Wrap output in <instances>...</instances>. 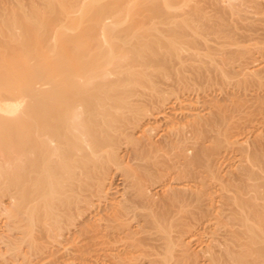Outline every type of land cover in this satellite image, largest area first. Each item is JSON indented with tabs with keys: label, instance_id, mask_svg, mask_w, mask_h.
I'll use <instances>...</instances> for the list:
<instances>
[{
	"label": "bare ground",
	"instance_id": "1",
	"mask_svg": "<svg viewBox=\"0 0 264 264\" xmlns=\"http://www.w3.org/2000/svg\"><path fill=\"white\" fill-rule=\"evenodd\" d=\"M263 49L264 0H0V264H264Z\"/></svg>",
	"mask_w": 264,
	"mask_h": 264
},
{
	"label": "rangeland",
	"instance_id": "2",
	"mask_svg": "<svg viewBox=\"0 0 264 264\" xmlns=\"http://www.w3.org/2000/svg\"><path fill=\"white\" fill-rule=\"evenodd\" d=\"M258 1H260V0H258ZM251 4L252 5H255V2H251ZM259 14H255V16L257 17ZM258 41V40H257ZM258 43L259 42H256L255 40H249V41H247V42H244V43H242V46L244 45L246 48H251V47H253V46H256V45H258ZM263 51H264V49H263ZM245 58L246 57H244V56H239V55H237L236 57H234L233 59H231V66L233 67V68H237L238 67V65L239 64H241L244 60H245ZM212 62H214V61H212ZM177 76L178 77H180L181 75H178V74H170V76L168 77V79H166V82L164 83V87L165 86H167L166 84H170L172 81L174 82V81H176V78H177ZM165 81V80H164ZM193 83V82H192ZM192 83L189 81V83H183V85H181L180 87H182L184 90H187V89H185L186 87H190V86H192ZM245 83V84H244ZM250 83V82H249ZM247 84V82H245V80L244 79H241V77H239V76H236V77H233V78H226V79H221V78H216V79H214V80H211V81H208V83L207 82H204L203 84H201L200 86H202V87H200V89H199V94L197 95H195V94H192V95H188V92L187 91H185V92H183L184 90L181 88L180 89V87L178 88L179 90H177L176 92H177V96H178V99L176 98L177 96H176V94L174 95H169V98H170V96H171V100L168 98V101H167V103H166V101H165V104H166V106L165 107H168L167 105H169V110H168V108L167 109H165L166 111V114H170V113H172V110H171V108L173 109V110H176L177 108H179L180 109V107H183V108H186V107H195V106H198V104H196V103H198V100H200L203 96H205V95H207V94H216V95H218V97H220L221 96V94L219 93L220 92V89H222L223 91H225V92H227V93H224L222 96H223V98L224 99H226V100H228L229 98H231V96H233V95H240V96H243V94H244V92L245 91H247L248 90V92L249 93H254L255 91V89L256 88H254L255 86L257 87V89H256V91H258V92H262L263 90H261L262 88H260L259 86H257V84H258V82H251L250 84ZM168 84V85H169ZM172 84V83H171ZM170 84V85H171ZM185 85V86H184ZM189 85V86H188ZM247 85V86H246ZM255 85V86H254ZM223 87V88H222ZM247 87V88H246ZM251 87V88H250ZM246 88V89H245ZM249 88V89H248ZM259 88H260V90H259ZM219 91V92H218ZM181 92V93H180ZM183 92V93H182ZM206 93V94H205ZM219 93V94H218ZM227 94H228V96H229V98H228V96H227ZM231 95V96H230ZM199 98H198V97ZM221 96V97H222ZM194 97V98H193ZM197 97V98H196ZM175 98V99H174ZM196 98V99H195ZM147 99H148V97H147ZM173 99V100H172ZM187 99H189V101H190V99H191V101H190V103L188 102V100ZM176 100V101H175ZM178 100H180V102L178 101ZM185 102H184V101ZM181 101H183V102H181ZM193 101V102H192ZM171 103V104H168V103ZM187 105H186V104ZM227 103H228V101H227ZM190 104V105H189ZM171 105V106H170ZM175 106V107H174ZM159 108H154L152 105H150V104H148V108H147V112H148V114L150 113V114H155V113H157ZM178 110V109H177ZM161 120H160V119ZM158 119L160 120H158L157 122H158V124L157 123H155V124H157L158 125V128H157V125H155L154 126V129H153V131H152V133H159V134H162L164 131L166 132V130H168L169 129V127H170V122L168 123V122H165V120H163L161 117H158ZM165 122V123H164ZM162 125H165V126H162ZM166 127H168V128H166ZM157 128V130L155 131V129ZM163 129V131H162V129ZM161 129V130H160ZM158 134V135H159ZM158 135H156L158 138H159V136ZM156 137V138H157ZM157 138V139H158ZM238 149H236V150H233V151H228V152H223L224 154L223 155H226V154H228L227 156H226V158H225V156H224V159L225 160H227L226 161V164L228 165L227 167H226V169L227 168H229V169H233L234 168V166L236 167L237 166V164H239V162H240V160H241V154H240V151L238 150ZM230 154V155H229ZM239 155V156H238ZM229 160V161H228ZM231 163V164H230ZM231 166V167H230ZM118 168V167H117ZM116 169V168H115ZM122 171H121V169H116V170H114L113 169V167L111 168V171H109V174H108V180H107V183H108V188H109V194H108V196H109V198H108V196H107V200L106 199H102L101 201H100V203H99V201H97V206H96V204H95V206L93 207V210L91 211V212H93L95 209L96 210H101L102 208V210H106V211H108V210H110V208H109V204H111L110 202H112L111 200H109L110 198H112V197H115V195H116V199H118L119 197H120V195H121V193L123 192L122 190L123 189H121L122 187L124 188V186H123V177H122ZM110 186V187H109ZM113 187V188H112ZM111 189V190H110ZM121 190V191H120ZM119 192V193H118ZM121 192V193H120ZM112 196V197H111ZM5 200L4 201H6L7 199H6V197L4 198ZM95 203V202H94ZM108 206V208L107 207H105V206ZM100 206V207H99ZM99 209H98V208ZM105 207V208H104ZM108 209V210H107ZM102 210H101V212H102ZM110 211H112V210H110ZM109 211V212H110ZM89 212V211H88ZM90 213V212H89ZM1 214V213H0ZM5 221H4V220ZM5 222H6V219H5V217H4V214H1L0 215V237L2 236V233H3V235H5V232H6V230L7 229H10L9 227H11V226H9L8 227V225H7V227H6V225H5ZM76 224H77V221H76ZM4 226V227H3ZM74 227H75V225H73ZM12 228V227H11ZM74 228H72V226H71V230H73ZM199 230V231H198ZM10 233V231L8 230L7 231V233ZM12 232V231H11ZM194 232H197V233H194L197 237H199V236H202L204 233H203V229H195V231ZM6 233V234H7ZM200 234H202V235H200ZM194 235V236H195ZM67 236V235H66ZM69 236V235H68ZM195 236V238H197ZM1 241V240H0ZM1 244V243H0ZM54 244V243H53ZM5 246V245H4ZM3 246V243L0 245V248H1V250L0 251H4V247ZM65 246H70V244H68V243H66L65 244ZM3 248V249H2ZM49 249V250H48ZM48 250V251H47ZM51 250V251H50ZM53 250H54V248H47V249H45L44 248V250L42 249L41 251H37L38 252V255L39 256H41V255H43V256H41L40 258H39V256L38 255H36V253H35V255H31L30 253H28V254H30V257L31 256H33V260H32V262L34 263V262H38L37 264H47V262L49 261V260H51V259H53V258H55V256H57V255H59L60 253H57V255L55 254V252L53 253ZM44 251H45V253H44ZM49 251H50V254L51 253H53V256L52 255H48L49 254ZM55 251V250H54ZM39 252H41V253H39ZM48 253V254H47ZM47 255V256H46ZM29 256V255H28ZM36 256V257H35ZM45 256V257H44ZM1 257L3 258L4 256L3 255H0V261H1ZM49 257H50V259H49ZM38 258V259H37ZM48 258V260H46ZM36 260V261H35ZM43 260V261H42ZM20 262H19V264H25V262L23 261V263L21 262V260H19ZM47 261V262H46ZM43 262V263H42ZM18 264V263H17ZM27 264V263H26Z\"/></svg>",
	"mask_w": 264,
	"mask_h": 264
}]
</instances>
